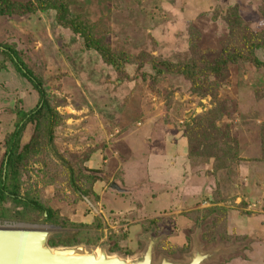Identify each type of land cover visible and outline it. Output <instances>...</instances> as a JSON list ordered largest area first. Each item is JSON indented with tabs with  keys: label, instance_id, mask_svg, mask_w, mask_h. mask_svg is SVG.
Masks as SVG:
<instances>
[{
	"label": "rangeland",
	"instance_id": "374dc122",
	"mask_svg": "<svg viewBox=\"0 0 264 264\" xmlns=\"http://www.w3.org/2000/svg\"><path fill=\"white\" fill-rule=\"evenodd\" d=\"M63 1L113 62L59 25L54 10L0 16V45L42 79L58 115L53 140L42 132L19 161L20 201H0V226L46 228L49 245L128 259L149 237L156 262L187 260L196 239L202 251L219 250L202 264H264V68L228 62L199 90L164 65L209 71L247 27L264 62V0ZM0 64L1 174L14 112L36 94L2 55Z\"/></svg>",
	"mask_w": 264,
	"mask_h": 264
},
{
	"label": "trees",
	"instance_id": "16d2710c",
	"mask_svg": "<svg viewBox=\"0 0 264 264\" xmlns=\"http://www.w3.org/2000/svg\"><path fill=\"white\" fill-rule=\"evenodd\" d=\"M54 10L56 22L71 30L74 33H79L84 39V44L88 48L97 49L104 54L105 62H113L110 54L107 50L103 49L98 44L96 39H93L88 33L86 27L77 18H71L68 14V7L63 0H0V16L4 15H22L36 10ZM238 44L236 43L233 48L226 49L222 52V56L217 59L213 66L210 67L209 71L203 70L197 72L192 65L182 63H170L165 62V68L172 72L182 73L187 77L199 90L209 86V76L216 78L223 77L224 69L228 62H243L252 61L257 66L264 68V62L260 61L257 57L252 54V50L257 48L258 45H254V40L257 33L251 30L249 27L241 29L239 28ZM256 46V47H255ZM0 55L5 59H8L13 66L14 72L24 78L34 90L36 94V101L34 105L28 109L19 106L15 112V123L14 129L8 134L6 141V148L4 151V173L0 174V201H4L9 196H13L18 202L20 199L16 192V173L19 161L26 156V154L34 147L37 143L39 135L43 132L47 141L53 140L54 128L57 125L58 115L55 109L50 105L47 97L46 90L43 86L42 79L36 75L29 66L24 62L23 58L18 54L15 48H10L8 45H0ZM161 62V61H160ZM157 65V62H154ZM9 68V67H8ZM7 70L5 66L0 64V76L3 75ZM203 86V88H202ZM44 120L45 124L42 122ZM34 122V129L32 131V137H30L29 143L20 151L19 144L22 136L23 129L26 125ZM6 170V171H5ZM29 204L34 208L43 210L46 214V220L51 218L50 210L44 209L37 202L30 200ZM51 246L68 245V243L51 239Z\"/></svg>",
	"mask_w": 264,
	"mask_h": 264
},
{
	"label": "water",
	"instance_id": "95a60500",
	"mask_svg": "<svg viewBox=\"0 0 264 264\" xmlns=\"http://www.w3.org/2000/svg\"><path fill=\"white\" fill-rule=\"evenodd\" d=\"M110 187L118 192L126 191L116 182L111 183ZM51 233L46 228L0 226V264H202L219 253V250L202 251L200 243L194 239L187 260L161 256L158 262H153L155 239L146 238L147 246L142 255L128 259L107 255L104 247L97 252L84 245L50 246Z\"/></svg>",
	"mask_w": 264,
	"mask_h": 264
},
{
	"label": "flooded vegetation",
	"instance_id": "af4514ba",
	"mask_svg": "<svg viewBox=\"0 0 264 264\" xmlns=\"http://www.w3.org/2000/svg\"><path fill=\"white\" fill-rule=\"evenodd\" d=\"M146 238H149V237H146ZM146 238H145V240H144V241H145V246H144L142 252L139 253V255H136L135 257L132 256L133 258H136V257L142 255V253L144 252V250H145V248H146V246H147V241H146L147 239H146ZM151 239H152V238H151ZM153 240H154V239H153ZM155 244H156V241L153 243V246H152L153 262H156V261H155V258H154V255H155V251H154V250H155V249H154ZM79 245H80V244H79ZM59 246H69V245H59ZM74 246H75V245H74ZM97 249H98V248H95L94 250L97 251ZM104 249H105V248H104ZM105 252H106L107 255H117V256H119V257H121V258H125V257L121 256L122 254H119V253H111V254H110V253H109V250H108L107 248L105 249ZM156 256H157V254H156ZM161 256H163V255H160L159 257H161ZM165 257H166V256H165ZM131 259H132V258H131ZM159 259H160V258H158V260H159Z\"/></svg>",
	"mask_w": 264,
	"mask_h": 264
},
{
	"label": "bare ground",
	"instance_id": "6f19581e",
	"mask_svg": "<svg viewBox=\"0 0 264 264\" xmlns=\"http://www.w3.org/2000/svg\"><path fill=\"white\" fill-rule=\"evenodd\" d=\"M20 228H22V227H20ZM97 252H99V248L97 249ZM121 258V257H120ZM127 262H129V261H127Z\"/></svg>",
	"mask_w": 264,
	"mask_h": 264
}]
</instances>
